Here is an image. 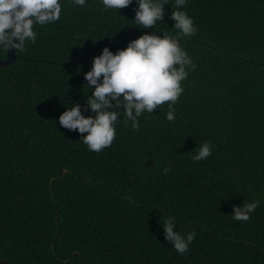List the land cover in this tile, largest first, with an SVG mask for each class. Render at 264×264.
Returning a JSON list of instances; mask_svg holds the SVG:
<instances>
[{"label":"trees","instance_id":"1","mask_svg":"<svg viewBox=\"0 0 264 264\" xmlns=\"http://www.w3.org/2000/svg\"><path fill=\"white\" fill-rule=\"evenodd\" d=\"M134 8L118 15L99 0L84 8L65 0L61 20L37 26L35 44L0 67V259L264 264V0H188L197 31L181 40L197 68L182 82L175 121L164 118L165 102L138 130L119 125L100 153L58 124L64 107L91 91L83 73L92 57L146 31ZM170 14L165 5L153 30L173 31ZM205 140L212 156L192 161ZM253 199L251 219L232 220L233 206ZM165 215L179 217L181 231L195 229L187 254L166 241Z\"/></svg>","mask_w":264,"mask_h":264},{"label":"clouds","instance_id":"2","mask_svg":"<svg viewBox=\"0 0 264 264\" xmlns=\"http://www.w3.org/2000/svg\"><path fill=\"white\" fill-rule=\"evenodd\" d=\"M69 3L84 8L89 0H69ZM99 3L103 11L115 10L118 15L119 9L135 4L132 20L146 31L122 49L113 52L105 46L99 55L93 56L90 69L83 73L84 85L91 91L82 95V103L72 102L64 107L58 117L60 126L81 134L83 144L96 153L113 144L119 125L138 130L140 118L145 113L153 114L165 102L164 118L175 121V105L185 90L182 82L197 68L181 40L197 31L186 10L188 0H174L173 5L168 0H99ZM165 5L171 8L173 31L158 32L153 28L157 22L163 23ZM64 10L65 0H0V52L10 49L24 52L29 43L36 42V27L60 21ZM76 71L79 73L80 68ZM214 148L212 141H202L190 151L192 161L207 160ZM162 171L164 174L172 171L171 165ZM259 205L260 200L253 199L233 206L232 220L249 221ZM178 221L175 215H165L160 225L172 249L185 255L196 231L179 230Z\"/></svg>","mask_w":264,"mask_h":264},{"label":"water","instance_id":"3","mask_svg":"<svg viewBox=\"0 0 264 264\" xmlns=\"http://www.w3.org/2000/svg\"><path fill=\"white\" fill-rule=\"evenodd\" d=\"M17 60V53L14 50H8L7 51V57L4 60H0V67H9L11 66L15 61ZM147 165H149V163H147ZM229 174H237L238 176H240V173L235 170V169H231L229 171ZM0 264H11L10 262H8L7 260L4 259H0Z\"/></svg>","mask_w":264,"mask_h":264}]
</instances>
